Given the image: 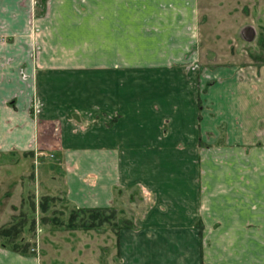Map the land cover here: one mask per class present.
Returning a JSON list of instances; mask_svg holds the SVG:
<instances>
[{
    "label": "crops",
    "instance_id": "1",
    "mask_svg": "<svg viewBox=\"0 0 264 264\" xmlns=\"http://www.w3.org/2000/svg\"><path fill=\"white\" fill-rule=\"evenodd\" d=\"M24 2L0 0L10 35L26 27ZM142 4L51 0L35 52L0 46V155L33 154L34 92L43 82L63 88L81 116L98 115L85 129L63 121L58 142L50 135L65 198L76 208L140 209L115 235L119 264H264V65L170 68L187 46L200 55L198 21L181 5L176 18L153 19ZM47 101L58 116L57 94ZM15 203L0 196V229ZM0 264L40 262L0 241Z\"/></svg>",
    "mask_w": 264,
    "mask_h": 264
},
{
    "label": "rangeland",
    "instance_id": "2",
    "mask_svg": "<svg viewBox=\"0 0 264 264\" xmlns=\"http://www.w3.org/2000/svg\"><path fill=\"white\" fill-rule=\"evenodd\" d=\"M137 1L144 2L142 5L148 8V11L153 10L155 14L153 19L159 18L157 14L176 18L178 9L183 7L187 20L198 21L199 41L197 43H199L200 55L196 59L193 56L194 46L190 50L187 46L185 63H183L184 59L178 61L175 57L166 61L168 67H181L186 64L187 69L193 70L194 67L207 68L208 65L218 69L264 65V0ZM25 2L26 27L19 35H10L6 29V23L3 19L0 20V46L4 50L35 52L38 49L40 22L38 19L49 13L51 0H25ZM72 2L78 3L80 0H72ZM12 13L16 15L15 12ZM246 26L254 29L255 35L251 42L245 41L241 35V30ZM18 36L21 42L16 44L14 37L16 39ZM5 61L8 63L11 60L6 59ZM29 62L28 58L20 61L25 64ZM176 75L177 73H174L171 76L172 82ZM46 76L48 79L45 81L49 83L51 80L65 83V75ZM2 78L1 74L0 80ZM18 78L17 76L16 79ZM18 82L16 84H19ZM42 88L41 92L37 89L34 92L36 110L32 119L35 127L33 141L36 146L32 149L33 154L0 155V165L5 164V166H0V171L9 169L8 172H4L6 180L9 179V181L1 182L0 196L4 194L16 202L11 208L12 217L4 223L3 228H8L13 224L22 225L17 229L18 233L13 241H9L8 237H0L1 244L9 249L12 243L20 248L26 245V253L15 252L34 256L39 259L40 264H119L118 246L115 239L117 234H114V231L120 230L124 223H130L133 226V212L140 209L124 201L121 206L114 208L115 216L110 222L105 223L102 230L65 228L69 213L77 208L65 198L60 171L61 164L58 156L53 153L57 152V146L54 143L59 140L56 137L60 134L63 121H70L81 129H85L97 125L98 115L95 113L89 117L81 116L79 111L71 106L73 104L72 94L63 88L51 92L47 82H43ZM53 93L57 94L59 102L62 103V107L58 109V116L48 115L49 105L45 106V102L49 103L47 100ZM7 99L5 98V103L3 101L1 104L6 105ZM38 131L40 138L37 137ZM50 135L56 139V142L51 143L52 145H50ZM38 140L41 145H38ZM15 166L16 168L20 166V170H17ZM19 175L23 177L19 178ZM21 186L25 190L22 196ZM16 187L21 191L16 193V198H11V193ZM43 196H50L45 202V210L40 207V200Z\"/></svg>",
    "mask_w": 264,
    "mask_h": 264
},
{
    "label": "trees",
    "instance_id": "3",
    "mask_svg": "<svg viewBox=\"0 0 264 264\" xmlns=\"http://www.w3.org/2000/svg\"><path fill=\"white\" fill-rule=\"evenodd\" d=\"M50 196H43L40 200V207L42 210H45L46 205L45 202ZM53 198V197H51ZM115 216V209L114 207L110 208H77L73 209L68 216L67 223L65 225L66 229H95V230H102L104 229L103 226L106 222H110V220ZM18 225V227H17ZM22 225L13 224L8 228H1L0 229V237H8L9 241H13L15 239L17 229ZM122 228L132 227L130 223H124L121 226ZM118 229L114 231V234H117ZM10 247L14 251H18L20 253H26V245L20 248L17 244L12 243Z\"/></svg>",
    "mask_w": 264,
    "mask_h": 264
},
{
    "label": "water",
    "instance_id": "4",
    "mask_svg": "<svg viewBox=\"0 0 264 264\" xmlns=\"http://www.w3.org/2000/svg\"><path fill=\"white\" fill-rule=\"evenodd\" d=\"M241 35L245 41L251 42L255 35L254 29L250 26H246L241 30Z\"/></svg>",
    "mask_w": 264,
    "mask_h": 264
}]
</instances>
